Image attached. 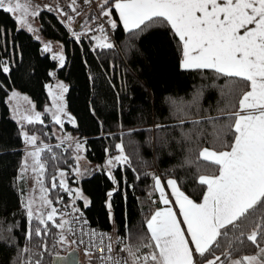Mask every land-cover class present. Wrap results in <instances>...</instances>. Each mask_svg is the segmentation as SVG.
Segmentation results:
<instances>
[{
    "label": "trees",
    "instance_id": "obj_1",
    "mask_svg": "<svg viewBox=\"0 0 264 264\" xmlns=\"http://www.w3.org/2000/svg\"><path fill=\"white\" fill-rule=\"evenodd\" d=\"M41 1L45 4L47 0ZM109 10L113 20L117 21L114 29L116 45L112 49H100L94 48L98 41L92 39V34L81 35L80 42L73 38L55 3L38 8L39 15L34 17L37 32L43 38L61 43L65 55L62 68L49 52L44 51L41 39L27 28H21L13 14L0 10V61L11 68L9 73H0V222H3L0 224V264H20L28 255L41 251L36 240L25 239L30 223L22 207L17 179L24 139L20 135L21 124L10 115L7 103L12 89L29 95L43 112L44 124L24 123V129L53 146L58 156L57 160L49 162L45 186L50 188L57 169L65 170L68 187L79 189L90 201L84 208L83 201L76 200V207L91 225L109 229L114 241L120 237L128 243H136L147 235L146 220L157 204L145 203L144 197L152 189L156 173L164 179H176L186 195L199 201L205 186L198 183V176L213 174L217 168L208 165L206 170L198 169L196 164L189 165L185 161L189 157L195 160L199 149L209 146L214 139L218 140L216 147L220 151L228 150L227 146L234 141V132L226 126L233 123L228 115L236 108L229 104L220 88L227 78L212 70H183L180 67L182 47L166 25L153 26L139 39L129 42L114 9L109 7ZM129 43L134 47H128ZM50 72L55 75H49ZM53 76L67 81L66 107L76 120L75 126H67L84 138L87 165L84 167L80 163V170L118 152V143L125 145V152L132 160L131 168L117 165L111 169L119 187L111 198V218L106 193L117 185L112 183L107 172L94 168L77 175L74 171L77 155L65 144L55 148L58 143L52 130L53 122L44 110L50 101L46 84ZM240 84L242 90H247L245 82L240 81ZM197 94L195 104L176 112L173 100H182L187 105ZM181 120L185 122L182 125ZM193 121H200V124L194 125ZM156 125L161 127L157 129ZM189 149L193 151L189 152ZM58 196L63 197L61 204L56 205L61 207L71 205L74 199L59 188L49 194L53 201ZM67 212L71 213L70 207ZM35 224L36 221L31 222V225ZM9 225L11 231L7 230ZM253 228L254 224H249L246 233ZM50 230L51 235L46 238L48 251L42 258L33 255V260L42 259V264H52L54 256L63 255L50 253L60 232L51 225ZM232 237L230 233L229 238ZM67 238L70 241L68 235ZM69 244L71 250L72 243ZM245 244L246 247L233 253V258L256 253L246 237ZM227 246L228 242L222 241V247L215 254L219 255ZM25 247H29L31 253L21 254ZM78 253L82 264V253ZM206 256L211 259L210 254ZM197 259L200 264H205L204 260Z\"/></svg>",
    "mask_w": 264,
    "mask_h": 264
},
{
    "label": "snow or ice",
    "instance_id": "obj_2",
    "mask_svg": "<svg viewBox=\"0 0 264 264\" xmlns=\"http://www.w3.org/2000/svg\"><path fill=\"white\" fill-rule=\"evenodd\" d=\"M84 2L90 3L91 0ZM109 3L118 13L119 22L129 42L139 39L142 33L153 26L169 27L182 47L180 67L183 70H212L227 78L224 85L220 86L221 93L236 110L228 115L233 123L226 126L234 132V141L227 146L230 150H218V140L214 139L209 146L199 149L195 160L189 157L185 161L189 165L196 164L198 169L206 170L208 165L217 168V172L213 174L198 176V183L206 189L201 201L197 203L190 199L180 190L176 179H168L167 186L171 189L179 210L177 214L171 206L172 201L165 195L160 178L154 177L155 188L160 192V202L165 207L157 209L146 220L147 235L139 238L136 243H128L120 237L114 241L112 237L103 234L109 242L105 244L101 238V264H200L197 257L204 260L205 264H264V0H103L99 5L100 15L107 18L111 28L116 29L117 21L111 19ZM68 7L72 13L79 15L76 0H71ZM0 10L13 14L21 28L26 27L29 32L35 31L29 23V17L34 18L39 12L30 0H24L23 3L20 0H0ZM58 10L62 16L67 17L66 27L77 42H80L81 35L93 31L88 28L84 33L76 32L71 27L73 15L65 13L63 9ZM95 31L101 35L92 36L93 40L98 41L94 48L115 47L104 33L103 25L98 26ZM127 46L134 47L131 43ZM44 51H51L50 43L44 45ZM53 59L59 61V67L64 66L62 51L55 54ZM10 71V66L0 61V73ZM49 75L55 73L50 72ZM240 81L245 82L248 90H242ZM56 87L59 90L57 94L49 92L54 109L51 119L61 127L66 122L75 126V118L66 112V105L63 103V94L68 89L62 83ZM198 95L187 105L182 100H173L176 112H182L184 108L195 104ZM17 96L18 93L13 91L9 100ZM14 111L19 113L18 108ZM48 111L46 107L45 112ZM22 120L29 125L44 124L40 112H29ZM184 123L183 120L180 121L181 125ZM192 123L197 125L200 121ZM160 127L161 125H156L157 129ZM20 135L32 150L25 153L17 179L23 180L24 175L31 171L35 183L39 185V196L29 194L22 201L30 223L25 239L29 242L36 240V246L41 249L39 253L28 255L27 260L20 264H42V259L33 260V255L42 258L44 252L48 251L46 238L51 235L50 225L60 230L55 239L56 244H75L76 241H69L65 233L74 231V223H87L83 220L82 211L76 207V200H82L84 208L90 205V201L79 189L68 187L63 178L65 172L60 169L52 176L50 188L46 187L44 179L49 162L57 160L58 156L53 146L44 144L35 133L29 134L24 130V124H21ZM185 136L191 139L189 134ZM203 137L202 130L201 139ZM69 139L70 137L65 136L62 143ZM60 147L61 144L55 145V148ZM75 148L79 151L83 144L77 141ZM116 149L119 154L106 160L107 175L117 185L106 193L110 218L111 198L119 191L111 169L117 165L132 167L125 145L118 143ZM192 151L189 149V152ZM75 159L79 161L81 157L76 156ZM74 171L77 175L81 174L79 164ZM57 188L74 196L71 205L66 207H70L71 212L78 215H72L71 219L64 218L70 214L55 206L61 204L63 197L58 196L55 201L49 198V194ZM32 221H36V224L31 225ZM249 224H254V228L246 233ZM7 230L11 231L12 226L9 225ZM230 233L233 234L231 239ZM235 233L239 235L236 236ZM92 235H95V230ZM245 237L255 247L256 253L233 258V253L247 246ZM225 240L228 242L227 248L216 255ZM116 243L123 245L120 251L126 253V257L112 255ZM92 248H95L94 242ZM89 252L90 249L86 248L85 254L88 255ZM25 253H31V249H22L21 254ZM206 254H210L211 259ZM57 258L60 257L57 255L54 259Z\"/></svg>",
    "mask_w": 264,
    "mask_h": 264
},
{
    "label": "rangeland",
    "instance_id": "obj_3",
    "mask_svg": "<svg viewBox=\"0 0 264 264\" xmlns=\"http://www.w3.org/2000/svg\"><path fill=\"white\" fill-rule=\"evenodd\" d=\"M100 2H103V0H99ZM98 2V1H97ZM99 3V2H98ZM45 4L46 5H52L54 4L52 1H45ZM101 5V3H99ZM109 8V6H108ZM17 15H19V13H17ZM35 19L33 17H29V23H31L33 29H35V31H33L34 33V36L41 39V43H42V47L44 48V45L46 43H50L51 45V51H48L50 53V56L53 58V56L55 54H58L60 53L61 51L63 52V49H62V45L61 43H59L58 41L56 40H53V39H47V38H43L39 35V33L37 32V26L35 25V23L33 22ZM76 23V22H74ZM63 55H64V52H63ZM64 58H65V55H64ZM57 62V65L59 66V61L56 60ZM59 83H62L63 85H65L68 89V84H67V81H65L64 79H61V78H58L57 76H53V79L48 82L46 84V86H50V87H46V90H47V93L49 95V92L51 91L53 94H57L58 93V89L56 87L57 84ZM15 91L16 93H18V96L12 100H9V96L12 95V92ZM65 95H66V92L63 94V103L66 105V101H65ZM9 96L7 98V103H8V106H9V110H10V115L19 123V124H24L25 122H23L22 120V117L26 114H28L29 112H40L42 114V119H43V112L38 109L36 107V104L35 102L30 98L29 95H27L26 93L24 92H21L19 90H16V89H12L9 93ZM24 97H27L28 99L25 100ZM49 98H50V101L48 103V105L46 106L49 111V115L50 117L52 116V112L54 111V109L52 108V104H53V99L52 97H50L49 95ZM15 108H18L19 109V113L15 112L14 109ZM45 110V109H44ZM66 112L69 113L72 117H74L67 109L66 107ZM67 118L65 117V120ZM44 120V119H43ZM53 122V121H52ZM73 126L71 123H64L63 127H61L60 125H56L54 122H53V126H52V130L55 134V137H56V142L58 144H65L66 147L70 148L74 154H76L77 156H80L81 159L77 162L79 165L81 163L82 166H86L87 165V162L85 160V157H84V152H85V142H84V138L83 137H80L78 135H76L75 133L71 132L70 128L67 126ZM25 130V129H24ZM29 134H32V133H29ZM67 136V137H70V139L64 143H62V141L64 140V137ZM80 142L81 144H83V148L79 151L76 150L75 148V144L76 142ZM44 143V142H43ZM44 144H47V143H44ZM32 150L30 148L29 145L26 144V142L24 141V145H23V156H22V161L24 160L25 158V153ZM230 150V149H228ZM225 151V150H223ZM119 153L116 152L112 155H107L105 157V159L100 162V163H97V164H89L88 166L89 167H92V169L96 168L98 170H104V171H108V166L106 165V160L110 157H114L116 155H118ZM29 163H31V161L29 160ZM21 165H22V162H21ZM21 169V167H20ZM20 169L18 171V174L20 172ZM65 172V176L63 177L67 184L69 183L68 182V178H67V173L65 170H62ZM88 171H90L89 169L87 168H83L80 170L81 174H85L87 173ZM18 176V175H17ZM59 180V178H58ZM18 184H19V190H20V195H21V201H23L24 199V196L26 195H29V194H34L36 196H39V192H38V188H39V185H37L35 183V179L31 173V171H29L28 173H26L24 175V178L23 180H18ZM206 190V189H205ZM203 196V195H202ZM202 198V197H201ZM201 200V199H200ZM199 200V201H200ZM67 204L65 205H62L61 206H56L57 208L61 209L62 211L64 212H67V208L66 207ZM68 206V205H67ZM68 213V212H67ZM70 214V213H69ZM68 215H66L64 218L67 219ZM58 222V221H57ZM60 231V230H59ZM67 235V232L65 233ZM55 243V242H54ZM71 248V244H66V245H58V244H53L52 245V248L50 250V253L53 255V254H65L69 249ZM254 255V254H252ZM81 259H82V264H88L87 263V256L85 254L82 253V256H81Z\"/></svg>",
    "mask_w": 264,
    "mask_h": 264
},
{
    "label": "built area",
    "instance_id": "obj_4",
    "mask_svg": "<svg viewBox=\"0 0 264 264\" xmlns=\"http://www.w3.org/2000/svg\"><path fill=\"white\" fill-rule=\"evenodd\" d=\"M52 1L57 5V11L60 13L58 9H63V11L69 15H73L74 19L72 22H80L81 20H85V26L84 30L87 31L88 28H92V32H88L90 34L96 33L95 29L103 25L104 33L107 34L109 37L110 42H112L114 45L115 38H114V29L111 28V26L107 23V18L102 17L100 15V7L97 0H91L90 3H85L84 0H76V7L77 11L79 12V15H76L75 13H72L71 9L68 7V5L71 3V0H47ZM95 17V19H93ZM111 19H113L111 15ZM101 34V33H100ZM83 213V212H82ZM72 215H78L76 213H70L68 215L67 219H71ZM83 220H86L87 223L83 224H73L72 227L74 229L73 232H67V235L70 239V241L75 240L76 243L72 244L74 248H76L79 252L85 254V249H90V252L87 256L88 264H101L100 260V252L99 248L101 247V238H103L104 243L107 244L109 241L107 239V236H110L113 238L111 231L109 229H102L96 226L91 225L88 220L86 219L84 213H83ZM95 230V235H92V231ZM103 234H107V236H103ZM114 240V239H113ZM83 241V243H81ZM93 242L95 243V248H92ZM122 246H117L114 244L113 249V256H121L126 257V253H122L120 251V248Z\"/></svg>",
    "mask_w": 264,
    "mask_h": 264
},
{
    "label": "crops",
    "instance_id": "obj_5",
    "mask_svg": "<svg viewBox=\"0 0 264 264\" xmlns=\"http://www.w3.org/2000/svg\"><path fill=\"white\" fill-rule=\"evenodd\" d=\"M97 1H98L99 3L102 4V2H100L99 0H97ZM20 2L23 3L24 0H20ZM30 2H31V4H32L33 6L36 7L37 10H38V8L42 7V5H46V4H44V2L41 1V0H30ZM113 2H114V1H113ZM109 7H111V4H110ZM114 11H115V10H114ZM115 14H116L117 18L119 19V17H118V13H117L116 11H115ZM63 17H64V20L67 22V17H66V16H63ZM33 22H34L35 25L37 26V21L34 20ZM85 23H86L85 20H81L79 23H78V22H76V23L71 22V27H72V29L75 30L76 32H83V31H84ZM121 25H122V24H121ZM25 28H26V27H25ZM93 35L99 37L101 34L98 32V33H95V34H93ZM182 58H183V57H182V55H181L180 63H181ZM247 90H248V89H247ZM91 168H92V167H89V168H87V169L91 170ZM154 177H159V178H160V180H161V185H162L163 188H164L165 195H166V197H167L170 201H172L171 206L173 207V210L176 211L177 214H178L179 210H178V207H177L176 204H175V198H174V197L172 196V194H171V189L167 186V180L170 179V178H165V179H164V178H162L158 173H156V174L154 175ZM180 190H181V189H180ZM181 191H182V190H181ZM185 195H186V194H185ZM187 196H188V195H187ZM202 197H203V196H202ZM189 198H190V197H189ZM190 199H191V198H190ZM201 199H202V198H201ZM144 201H145V203H147V204H150V203H151L152 206H154L155 204H157V205H155V208L153 209L152 213L155 212L157 209H160V208L165 207V205L162 204V203L160 202V192L155 188V181H153L152 189H151V190L146 194V196L144 197ZM200 201H201V200H200ZM200 201H195V202L199 203ZM152 213L150 214V216L152 215ZM150 216H149V218H150ZM180 219L182 220V217H181ZM237 258H239V257H237Z\"/></svg>",
    "mask_w": 264,
    "mask_h": 264
},
{
    "label": "water",
    "instance_id": "obj_6",
    "mask_svg": "<svg viewBox=\"0 0 264 264\" xmlns=\"http://www.w3.org/2000/svg\"><path fill=\"white\" fill-rule=\"evenodd\" d=\"M57 256H54L52 259V264H81L79 259V253L75 248L67 251L63 255H58L57 259H54Z\"/></svg>",
    "mask_w": 264,
    "mask_h": 264
}]
</instances>
